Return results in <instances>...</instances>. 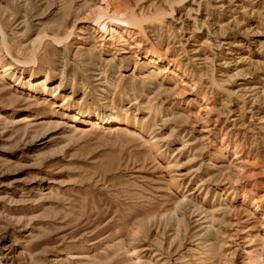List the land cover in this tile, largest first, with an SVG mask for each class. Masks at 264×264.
Listing matches in <instances>:
<instances>
[{
  "label": "rangeland",
  "instance_id": "374dc122",
  "mask_svg": "<svg viewBox=\"0 0 264 264\" xmlns=\"http://www.w3.org/2000/svg\"><path fill=\"white\" fill-rule=\"evenodd\" d=\"M0 264H264V0H0Z\"/></svg>",
  "mask_w": 264,
  "mask_h": 264
},
{
  "label": "bare ground",
  "instance_id": "6f19581e",
  "mask_svg": "<svg viewBox=\"0 0 264 264\" xmlns=\"http://www.w3.org/2000/svg\"><path fill=\"white\" fill-rule=\"evenodd\" d=\"M104 31V30H103ZM203 223V222H202Z\"/></svg>",
  "mask_w": 264,
  "mask_h": 264
}]
</instances>
